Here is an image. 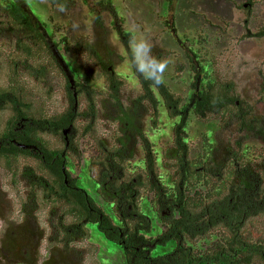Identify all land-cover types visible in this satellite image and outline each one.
<instances>
[{
	"label": "rangeland",
	"instance_id": "rangeland-1",
	"mask_svg": "<svg viewBox=\"0 0 264 264\" xmlns=\"http://www.w3.org/2000/svg\"><path fill=\"white\" fill-rule=\"evenodd\" d=\"M17 1L26 7L30 6L41 21L46 23L48 31L53 34V41L59 43L60 48H50L48 53H41L35 60H31L17 50V39L21 35L18 32L1 31L0 27V90L7 89L12 83L10 78L14 63L48 66L53 62V57L63 71L69 73V76L73 75L74 82L82 84L79 113L90 112L88 98L92 97L96 119L93 127H90L89 119L79 121V130L74 134L75 149H72L69 167L71 177L77 180V186L83 187L98 204H103L98 193L100 187L97 183L100 181L97 174L93 175L91 166L96 160L101 162L102 157H105L103 152L98 150L99 146H102L101 143L108 144L109 149H116V140L121 136L123 129L114 121L117 112L111 99L113 92L109 88V77H116V81L120 83L119 96L125 105L143 95L139 76L130 68L128 62L129 37L127 38L126 33L130 34L134 26L140 30L138 35L142 33L152 43L153 55L169 59L164 84L173 94L174 101H180L183 105L192 94L195 96L197 87L201 84V81H196L195 76L201 71L202 80L205 77L203 82L213 84L216 95L226 90L225 93L234 98L235 103H229V109L237 114L239 107L243 106L249 109L250 117L259 123L254 126L256 129L250 131V128L241 127L239 117L235 114L233 117H227L222 113L213 112L206 119L190 110L184 127L180 129L188 146L189 158H198V161L202 162L201 158H210L215 152L219 157L224 153L222 147L230 143L243 162L248 160L258 164L264 160V135L258 134L264 129V37H253L254 34L264 32V0H111V7L107 4L103 6L106 0H64L63 11L58 5L53 6L47 0ZM95 12L102 17L105 25L103 32L95 22ZM103 33V47L109 48L112 53L111 75L104 72L109 62L104 63L103 67L96 56L92 57L88 48L74 46L77 41L84 40L83 43L89 41L92 44L97 36ZM65 46L68 48H64ZM51 67L48 69L49 79L46 83L26 73H20L16 81L18 89L26 87V99L33 104L35 110H43L42 115L47 118L63 113L68 109L70 101L64 90V73L58 67ZM195 83L197 87L193 85ZM148 104L142 105L143 110H146L144 114L147 115L143 116V120L140 118V121L144 123V133L154 142V169L157 175L163 176L166 185L172 186L180 181V175L178 170L173 168L171 159L164 158V155L175 138L177 139V126L181 121L178 117L171 118L168 111H157ZM13 114L9 107L0 108V130L4 125L6 127ZM152 121L156 124L152 125ZM211 124L219 127L212 128ZM217 136L222 139L219 140ZM42 137L51 146L64 147L58 137L45 133ZM138 148L135 158L127 163V173L123 175L127 181L139 173L140 166L144 174H149V167L143 163L147 160L145 151L140 146ZM208 163L204 166L206 165L209 176H203L204 179L197 183V188L193 187L194 190L207 192L213 183L222 184L226 176L232 182L236 171L234 164L232 168L231 165L228 166L230 172L227 174L225 171L216 172L217 168L212 170V163ZM39 165L37 160L25 161L21 158L18 161L19 171L13 175L14 173L2 169L3 163H0V191L7 201L8 213H12L15 229L25 227L23 223L28 218L32 222H27L26 227L31 224L42 232L39 249L37 244L32 245L31 259L37 260L40 253L37 264L51 261L60 263V258L62 259L65 252L62 251L65 244L64 231L74 226L75 218L71 214L67 215L69 210L64 213L67 207L45 201L44 191L39 188L36 189L38 206L34 209L30 205L32 202L29 197L34 182H31L30 177L31 183H28L22 172L25 167L34 169ZM205 180H211V183L206 184ZM261 190L262 196L256 201L260 204L259 211L246 223V230L252 240L264 238V181ZM153 198L152 193L140 191L138 203L143 211L147 210ZM105 211L111 213L107 208ZM162 222L157 216L154 217L153 227L156 228V233L161 230ZM2 226L4 223L0 219V235L4 237L7 234L2 232ZM217 232L213 230L210 234L202 235L192 242V245L198 250L210 247L216 234H219ZM84 233L83 238L70 244V248L74 247L75 250L67 251L74 264H126L122 249L110 243L96 226L85 224ZM30 236L32 237V234ZM1 248L0 246V262L16 264L17 261L7 258L6 252ZM253 264L263 263L256 261Z\"/></svg>",
	"mask_w": 264,
	"mask_h": 264
},
{
	"label": "trees",
	"instance_id": "trees-1",
	"mask_svg": "<svg viewBox=\"0 0 264 264\" xmlns=\"http://www.w3.org/2000/svg\"><path fill=\"white\" fill-rule=\"evenodd\" d=\"M47 1L53 6L65 7L64 0ZM103 4L111 7L112 1L106 0ZM95 14V22L103 32L105 25L102 17L98 12ZM0 20L1 31L18 32L21 35L17 39V50L31 60L48 53L50 48H60L59 43L53 41V34L48 31L46 23L41 21L30 6L26 7L20 1H0ZM104 34L97 36L92 44L89 41L83 43L84 40L77 41L74 46L88 48L92 57L96 56L103 67L104 63L109 62L104 72L111 75L112 53L109 48L103 47L101 38H105ZM126 35L128 38L129 34ZM253 37H264V32L254 34ZM52 60L53 62L48 66L14 63L10 78L12 83L7 89L0 90V106L3 109L9 107L14 113L6 127L0 130V163H3L1 168L16 175L19 171L18 161L21 158L25 161L37 160L40 163L37 168L25 167L22 172L23 178L28 183L34 182L29 197L32 202L30 205L34 209L38 206L36 189L39 188L44 191L45 201L67 207L64 213L69 210L67 215L71 214L75 218L74 226L64 231L65 244L62 251L65 252L62 259L60 258V263L51 261L46 264H74L67 251L72 249L74 251V247L70 248V244L85 236V224L96 226L110 243L120 247L126 264H253L256 261L264 264V238L252 240L246 230L249 218L256 216L259 211L260 204L256 201L261 198L263 192L261 188L264 181V160L258 164L248 160L243 162L230 143L222 147L224 153L219 157L215 152L210 158H205L203 155L202 162H199L198 158L191 160L186 140L180 131L186 123L187 109L206 119L213 112L233 117L235 112L229 109L228 105L235 103L234 98L230 97L229 93H225L226 90L216 95L213 84L204 83L205 77L202 80L199 71L195 79L201 81V84L198 87L196 83L193 84L197 87L195 96L192 94L182 106L180 101H174L173 94L164 83L159 87H153L150 81H145L137 73L143 95L125 105L119 96L120 83L116 81V77H109V88L113 92L111 99L117 112L114 121L123 129L121 136L116 140V149H109L108 144L101 143L102 146H99L98 150L103 152L105 157H102L101 162L96 160L91 166L93 175L97 174L100 181L97 183L100 187L98 193L102 197L103 204H98L83 187L77 186V180L71 177L69 167L72 149H75L74 134L79 130V121L89 119L90 127L95 125L94 100L92 97L88 98L90 112L79 113L82 84L77 81L72 84L70 76L63 71L55 57ZM51 65L58 67L64 73L66 80L64 90L70 101L68 109L63 113L47 118L42 115L43 110H35L33 104L26 99L28 95L26 87L23 86L24 90L23 87L18 89L16 81L20 73H26L46 83ZM145 103H149L148 106L151 105L157 111L158 109L168 111L171 118H180L181 122L176 131L177 139L175 138L164 155V158L171 159L173 168L179 172L180 181L175 185H166L163 176L157 175L154 169V142L144 133V123L140 121V118L143 120V116L147 115L144 114L146 110H143L142 106ZM239 109L240 111L235 115L239 117L241 127L250 128V131L256 129L254 126L259 123L250 117L249 109L243 106ZM151 123L156 124L154 121ZM23 127L22 135L20 130ZM210 127L219 126L211 124ZM44 133L60 138L64 147L51 146L42 137ZM258 134L264 135V129ZM217 137L219 140L222 139L221 136ZM16 143H21L23 146ZM138 146L145 151L147 160L143 163L149 167V174H144L141 166H138L139 173L127 181L123 175L127 173V163L135 158ZM208 162L212 163V170L217 168L216 172L225 171L228 174L229 165L231 168L235 165L236 171L232 182L226 176L222 184L213 183L208 188L209 191L205 192V190L202 193V190H194L193 187H198L197 183L204 179L203 176H209V171L206 165L204 166ZM205 181L206 184L211 183V180ZM140 191H147L154 196L146 211H143L138 203ZM0 192V219L4 223L2 232L7 234L4 237L0 235L1 250L6 252L7 258L15 259L16 264H37L41 255L38 253L37 260H32L31 251L32 245L37 244L36 247L39 249L42 232L31 224L26 227L27 222H32L28 218L23 223L26 228L15 229L12 213H8L7 201L2 191ZM106 208L111 213L106 212ZM156 216L163 220L159 233H156V228L153 227V219ZM213 230H217L219 234H216L215 241L210 247L206 249L200 247L201 250H198L192 245V242L202 235L210 234ZM49 257H52L51 252Z\"/></svg>",
	"mask_w": 264,
	"mask_h": 264
},
{
	"label": "clouds",
	"instance_id": "clouds-1",
	"mask_svg": "<svg viewBox=\"0 0 264 264\" xmlns=\"http://www.w3.org/2000/svg\"><path fill=\"white\" fill-rule=\"evenodd\" d=\"M139 32V28L134 26L129 34L127 43L129 66L145 81H150L153 87H159L165 82L164 74L170 61L168 58L153 55L152 43L142 33L138 35Z\"/></svg>",
	"mask_w": 264,
	"mask_h": 264
},
{
	"label": "flooded vegetation",
	"instance_id": "flooded-vegetation-1",
	"mask_svg": "<svg viewBox=\"0 0 264 264\" xmlns=\"http://www.w3.org/2000/svg\"><path fill=\"white\" fill-rule=\"evenodd\" d=\"M76 105H77V104H76ZM182 106H183V105H182ZM0 108H2V107L0 106ZM189 113H190V109H187V110H186V116L189 115ZM4 128H5V125H4ZM67 130H68V129H67ZM67 130L65 131L66 133H67ZM23 132H24V127H23L22 130H20V133H21L22 135L24 134ZM12 143H14V142H12ZM16 144H17V145L20 144L21 146H23V144H21V143H16Z\"/></svg>",
	"mask_w": 264,
	"mask_h": 264
},
{
	"label": "water",
	"instance_id": "water-1",
	"mask_svg": "<svg viewBox=\"0 0 264 264\" xmlns=\"http://www.w3.org/2000/svg\"><path fill=\"white\" fill-rule=\"evenodd\" d=\"M66 70H67V69H66ZM67 72H68V71H67ZM68 74H69V73H68ZM70 78H71V83H72V84H75L72 75L70 76ZM75 95H76V98H77V94H75Z\"/></svg>",
	"mask_w": 264,
	"mask_h": 264
}]
</instances>
